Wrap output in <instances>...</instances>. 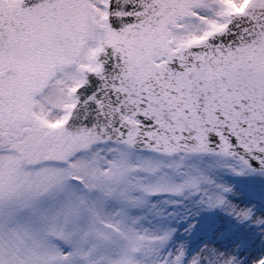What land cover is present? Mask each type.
Wrapping results in <instances>:
<instances>
[{
	"label": "snow or ice",
	"instance_id": "6c2138e0",
	"mask_svg": "<svg viewBox=\"0 0 264 264\" xmlns=\"http://www.w3.org/2000/svg\"><path fill=\"white\" fill-rule=\"evenodd\" d=\"M0 264H264V0H0Z\"/></svg>",
	"mask_w": 264,
	"mask_h": 264
}]
</instances>
